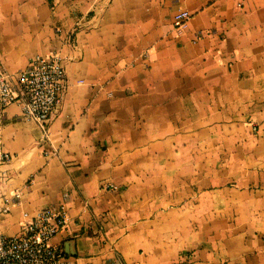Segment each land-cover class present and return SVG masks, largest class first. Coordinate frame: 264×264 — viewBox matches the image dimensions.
<instances>
[{"label":"crops","instance_id":"1","mask_svg":"<svg viewBox=\"0 0 264 264\" xmlns=\"http://www.w3.org/2000/svg\"><path fill=\"white\" fill-rule=\"evenodd\" d=\"M54 53L46 131L0 109V235L49 207L77 264H264V0H0L8 74Z\"/></svg>","mask_w":264,"mask_h":264},{"label":"built area","instance_id":"2","mask_svg":"<svg viewBox=\"0 0 264 264\" xmlns=\"http://www.w3.org/2000/svg\"><path fill=\"white\" fill-rule=\"evenodd\" d=\"M190 18L186 12L176 18L182 27ZM66 86V72L59 53L37 56L29 67L14 75L8 74L0 61V109L18 104L23 118L46 131ZM4 160L10 157L4 154ZM19 197V195H16ZM9 210L0 207V215ZM68 223L64 209L45 208L33 218L26 217L15 236L0 235V264H77L52 244ZM104 264H122L115 258Z\"/></svg>","mask_w":264,"mask_h":264}]
</instances>
